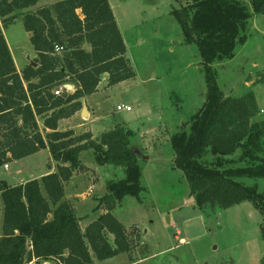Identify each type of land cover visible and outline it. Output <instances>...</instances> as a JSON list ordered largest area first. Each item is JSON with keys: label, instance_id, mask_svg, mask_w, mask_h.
<instances>
[{"label": "trees", "instance_id": "trees-1", "mask_svg": "<svg viewBox=\"0 0 264 264\" xmlns=\"http://www.w3.org/2000/svg\"><path fill=\"white\" fill-rule=\"evenodd\" d=\"M39 1L0 0V166L48 148L57 170L23 184L0 180V264H94L93 258L106 260L132 249L126 227L112 211L124 197L139 199L145 190L139 152L131 142L134 131L117 124L94 136L60 130L58 122L81 110V99L97 91L104 73L112 86L135 72L109 0H59L29 9ZM184 1L173 13L186 41L198 46L208 103L197 120L194 115L189 130L171 135L174 166L185 173L204 216L247 201L264 214V191L241 180L264 178V120H252L259 110L252 89L239 97L224 96L213 66L232 58L236 46L245 43L252 13L264 15V0H250L252 12L241 0ZM18 15L31 34L37 64L21 73L1 25ZM57 46L62 50L56 51ZM65 83L75 90L54 94ZM38 118L50 130L45 135ZM87 149L97 164L121 167L124 177L107 180V192L95 208L104 212L82 229L81 218L64 197V185L86 168L80 154ZM238 149L235 160L231 156Z\"/></svg>", "mask_w": 264, "mask_h": 264}, {"label": "rangeland", "instance_id": "rangeland-1", "mask_svg": "<svg viewBox=\"0 0 264 264\" xmlns=\"http://www.w3.org/2000/svg\"><path fill=\"white\" fill-rule=\"evenodd\" d=\"M241 1L252 12L250 0ZM110 2L118 16L135 75L94 96L95 119L86 123L76 120L69 126L76 133L91 130L95 136L116 124L134 131L131 142L139 152L145 190L139 199L124 197L112 211L126 227L136 255L122 253L113 259H95L96 264H129L137 256L144 258L139 264H260L264 260V214L247 201L204 216L190 194L185 173L174 166L175 152L170 137L183 127L189 130L194 115L207 98L198 46L186 41L173 13L185 1ZM1 25L16 66L23 68L35 57L23 16ZM245 35V43L236 46L232 58L216 61L213 66L225 97H239L252 89L259 107L252 120L259 122L264 120L263 14L252 13ZM256 81L261 82L254 84ZM118 104L129 105L131 109L117 110ZM38 121L41 125L42 119ZM40 130L45 135L44 126ZM261 144L264 150V133ZM37 152L8 162V169H0V180L15 185L27 176H34L37 170L51 166L48 150ZM240 155L238 149L231 157L237 160ZM80 159L86 168L75 172L70 183L77 186L76 193L80 194L73 202L76 213L82 217V228L104 212L95 208L97 198L107 192V180L122 178L124 172L117 166L101 167L91 149L83 150ZM241 180L256 185L259 192L264 191V178ZM109 240L113 242L112 235ZM46 263L55 264V261L38 262Z\"/></svg>", "mask_w": 264, "mask_h": 264}, {"label": "crops", "instance_id": "crops-1", "mask_svg": "<svg viewBox=\"0 0 264 264\" xmlns=\"http://www.w3.org/2000/svg\"><path fill=\"white\" fill-rule=\"evenodd\" d=\"M57 1H59V0H57ZM57 1H55V2H57ZM55 2H52V0H40L35 6H33V7H31V8H29L30 10H33V11H35V9L36 8H38V7H40V6H48V5H51V4H54ZM109 3H110V5H111V8H112V10H113V13H114V16H115V19H116V21H117V24H118V27H119V29H120V25H119V20H118V16H117V14H116V12H115V8H114V6H113V4L110 2V0H109ZM120 31H121V29H120ZM122 34V33H121ZM123 36V35H122ZM123 39H124V36H123ZM124 41H125V39H124ZM126 44V43H125ZM83 47L86 49V50H90V45L87 43V42H85V43H83ZM126 48H127V45H126ZM11 51V50H10ZM35 56H36V54H35ZM128 57V56H127ZM31 61H34V60H31ZM30 61V62H31ZM15 62V61H14ZM30 62H29V64H30ZM28 64H26L23 68H18L17 66H16V63H15V66H16V69H17V71L19 72V73H21L22 72V70L27 66ZM103 77V78H102ZM101 80L102 81H100V83H99V85H98V87H97V91L96 92H94V93H92V94H90V95H87V96H84L82 99H81V102H82V107L84 106V105H86V107H87V117L86 118H83L82 117V114H81V110H82V108H81V110H79L80 111V113H79V111H77L75 114H73L72 116H70V117H68V118H63V119H61V120H59V122H58V128L60 129V130H66V129H72V130H74V131H76L75 129H73L72 127H70L69 125H71L74 121H76V120H79V121H82V122H89V121H92L93 119H95L96 118V113H97V99H95V95H97L99 92H103L104 91V89H108V88H112V87H114L115 85H112V86H108L107 85V81H108V73H104L102 76H101ZM67 84V86L68 85H71L72 86V88L71 89H68L69 91H67V92H73L74 90H75V88H74V85H72V84H69V83H66ZM102 84L104 85V86H102ZM80 117V118H79ZM39 122V121H38ZM38 124H40V123H38ZM117 125V124H116ZM40 126H42V128H43V122L41 123V125H39V127ZM43 130V129H42ZM47 131H50L49 129H45V132H47ZM86 131H90V132H92L91 130H84V131H80V132H86ZM93 135H94V133H92ZM95 136V135H94ZM42 150H48V152H49V154H50V156H49V160L51 161V166H49L46 170H37L36 172H34V176H27V178H26V180H21L20 181V183H18V184H23V183H25L28 179H41L43 176H45V175H47V174H49V173H53V172H56V170H57V163L52 159V157H51V153H50V151H49V149L48 148H44V149H41V150H39V152L40 151H42ZM36 153H38V152H36ZM36 153H34V154H36ZM31 155H33V154H31ZM27 157V156H26ZM21 159V158H20ZM12 161V160H11ZM105 166H113V165H111V164H106V165H101V167H105ZM76 174V173H75ZM74 174V175H75ZM72 178H73V176H72ZM71 180V179H70ZM68 181V182H66L65 183V185H64V191H65V195H64V197H65V199H67V200H69V201H71V203L73 204V206H74V209H75V212H76V206L74 205V202H73V200L76 198V199H78V198H80L79 197V195L80 194H77L76 192V190H77V186L76 185H72V183H70L71 181ZM9 184V183H8ZM70 184H71V191L70 190H68V186H70ZM11 185V184H10ZM15 185H17V184H15ZM104 211V210H103ZM77 214V213H76ZM77 216L78 217H80L81 219H82V217L81 216H79L78 214H77ZM98 217V216H97ZM96 219V218H95ZM94 219V220H95ZM93 221V220H92ZM91 221V222H92ZM90 223V222H89ZM88 223V224H89ZM80 224H81V220H80ZM87 224V225H88ZM87 225H85V227L87 226ZM85 227H82V228H85ZM177 234H179V231L177 232ZM177 237V236H176ZM181 241H183V239H180ZM132 249H131V251H129V252H124V253H128L129 255H134L135 254V252L133 251L132 253ZM122 253H120V254H118V255H116V256H114V257H112V258H109V259H113V258H115V257H117V256H119V255H121ZM136 255V254H135ZM95 259L96 258H93V260H94V264H96V262H95ZM135 259H137V261L135 260ZM142 259H144V258H139L138 256H137V258H131V261L129 262V264H139V262L142 260Z\"/></svg>", "mask_w": 264, "mask_h": 264}, {"label": "built area", "instance_id": "built-area-1", "mask_svg": "<svg viewBox=\"0 0 264 264\" xmlns=\"http://www.w3.org/2000/svg\"><path fill=\"white\" fill-rule=\"evenodd\" d=\"M60 50H62V47L61 46H59V47L57 46L56 47V51H60ZM63 91H69L67 89V84L66 83L56 87L53 92H54V94L59 95ZM116 108H117V110H126V111H129L131 109V107L129 105H126V104H118ZM1 168L5 169V170L8 169V164L7 163L3 164L2 166H0V169Z\"/></svg>", "mask_w": 264, "mask_h": 264}, {"label": "water", "instance_id": "water-1", "mask_svg": "<svg viewBox=\"0 0 264 264\" xmlns=\"http://www.w3.org/2000/svg\"><path fill=\"white\" fill-rule=\"evenodd\" d=\"M30 64L33 65V66H36V65H37L34 61H31ZM67 88H68V89H71L72 86H71V85H68ZM207 103H208V99H206V101H205V103L203 104V106L199 109V111H198V113H197V116H196V119H195V120H197V119L200 117V115H201L202 112L204 111V109H205ZM81 114H82V116L87 115V107H86V105H84V106L82 107ZM46 264H49V263H46Z\"/></svg>", "mask_w": 264, "mask_h": 264}]
</instances>
